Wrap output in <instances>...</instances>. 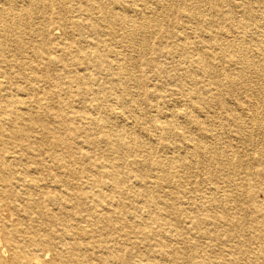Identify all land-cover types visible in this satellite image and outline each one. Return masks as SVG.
<instances>
[{
  "label": "rangeland",
  "instance_id": "obj_1",
  "mask_svg": "<svg viewBox=\"0 0 264 264\" xmlns=\"http://www.w3.org/2000/svg\"><path fill=\"white\" fill-rule=\"evenodd\" d=\"M14 1L16 6L25 2ZM249 1L251 15L241 23V0H127L144 8V16L152 22L146 31H141L143 39L139 35L135 39L137 50L131 54L134 59L130 63L123 60L121 67L114 61H110L111 65L96 61V53H106L90 44L96 35L87 27L79 33L60 25L55 12L42 10L41 0L31 5V17L0 32V122L4 116L14 114L18 121L26 117L30 124L41 118L49 138L61 135L70 142L84 141L81 150L90 156V168L116 169V178L124 187L149 193L146 204L152 219L147 238H142L139 229L138 236L135 228L122 227L111 234L112 238L106 236L105 242L98 236L103 230L81 238V242L96 245L98 256L126 247L133 253L149 252L147 264L161 262L165 250L178 254L173 264H200L201 258H207L210 264H225L227 259L237 264H264V75L254 69L261 66L264 70V37L256 28H264V0ZM231 9L236 20L227 17ZM10 12L19 13L17 9L5 11L1 23H6L4 17ZM204 29L211 30L206 33L212 38L204 40ZM61 38L66 42L61 56L44 61V56L55 51L53 40ZM228 40H233V45L228 43L225 48ZM37 43V54L23 52ZM206 46L209 58L203 56ZM232 55L239 62L242 56L247 58L245 90L236 75L237 63L228 62ZM205 64L215 66L221 81L213 79ZM85 78L97 86L95 94L85 86ZM221 97L228 106L222 107ZM252 101L254 108L249 106ZM226 109H239V119L234 120ZM250 109L256 111L250 113ZM190 113L204 123H193ZM252 114L262 118L261 124L250 119ZM172 123L181 126L182 135L174 134ZM242 132L251 138L243 139ZM117 133L121 134L120 142L114 141ZM131 134L137 135L141 143H133ZM201 135H206L202 138L205 151L186 156L179 153L188 152L192 141ZM70 146L68 142L57 149L63 155L69 183L75 181L80 167L72 158L75 147ZM43 147L49 149L50 145L41 142L37 148ZM212 148L222 152L218 164L210 159ZM53 172L52 168H44L42 175ZM82 185L86 189L109 190L105 182L92 184L87 174L83 175ZM129 206L135 213V202ZM37 208L33 207V218L26 222L34 229L39 223L34 219ZM43 223L47 228L60 222ZM157 229L167 231L163 238L151 231L159 232ZM105 231L111 233L109 224ZM58 242L52 250L57 258L62 247ZM191 242L197 256L194 260L185 254ZM63 249L65 254L72 253L65 245ZM129 262L125 260V264ZM91 264L108 263L95 260Z\"/></svg>",
  "mask_w": 264,
  "mask_h": 264
},
{
  "label": "bare ground",
  "instance_id": "obj_2",
  "mask_svg": "<svg viewBox=\"0 0 264 264\" xmlns=\"http://www.w3.org/2000/svg\"><path fill=\"white\" fill-rule=\"evenodd\" d=\"M23 1H25L24 4L16 6L17 4L14 0H3L4 6L0 7V17L4 15L5 11L9 12L17 9L19 13L10 12L8 17H4L6 23L0 22V32H5L7 28L12 27V25H19L22 18L26 20V17H31L33 12L31 5L34 4V0ZM141 1L146 3L149 0ZM135 5L136 3L134 2L127 3V0H41L40 3V7L43 11L52 10L58 15L59 20L57 22L60 25H66V28L69 26L79 33H83L86 27L90 29V31L96 35L95 39L90 42V44L100 48V52L103 50L106 51L105 54L96 53V61L99 62L102 60L104 62H109L110 65L112 64L110 61H114L119 66L123 60L130 63L134 59L131 54L137 50L135 44V39L138 38L137 35H139V38L142 40L144 35L141 31H146L145 29L151 26L150 22L152 21L143 14L144 8H139ZM239 6L242 7V15L238 18H240L241 23H244L251 15L249 11H252V6L249 0H241ZM42 10H39V12ZM188 13L192 16L196 15L194 11H188ZM233 13L235 14L234 10L231 14L229 12L227 17L236 20L237 18L234 17ZM137 15L140 16L138 19L135 18ZM186 15L188 16V14ZM223 15L224 14H222V16ZM90 18L92 19L91 22L88 21ZM197 28L200 27H196V29ZM256 28H260L259 36L261 38L264 37V28L260 25H257ZM136 29H140V32ZM203 31H205V33L211 32L209 29H204ZM206 36L207 37H203L204 40L212 38L213 35L206 33ZM64 37H66V35H64ZM230 41L233 40H228V42L225 43V48H227L226 46H228V43L229 45H233ZM258 42L262 44V39H259ZM204 43L206 44L205 41ZM37 45L38 43L32 47V49H25L23 52H25L26 55L37 54ZM18 46L22 47L20 43ZM53 46H55L53 55L48 54L44 56V61L49 62L53 60V57H60L66 46V42L62 38L54 39ZM181 46L183 45L181 44ZM205 48V55L203 56L204 58H209L210 53L207 52L208 46ZM121 55H123V58ZM223 55L224 54H222V56ZM246 59L245 56H242L241 64V62L232 55L230 56L231 61H228L237 63L238 70L236 75L243 84L242 87H244L247 77V69L244 64ZM123 65L124 64L121 66ZM205 67L209 70L208 73L213 76L215 81H221L215 66L205 64ZM254 69L264 75V70L261 66L255 67ZM85 86L88 87L92 94L96 93L97 86L94 85L93 81L87 83L85 78ZM250 88L254 87L251 85ZM21 89L18 88L17 90L21 91ZM245 89L244 87V90ZM23 96H25V94ZM195 103L196 102H194L193 105ZM219 103L222 107L228 106L225 104V98L223 97H221ZM22 104L25 105V102H22ZM249 106L254 108V101H252ZM243 108H245V106ZM237 110L239 111V109ZM227 111L234 120L236 119L237 121L239 119L240 113L238 111L226 109V113ZM250 111V113H254L256 109H250ZM189 116L195 124L204 123L202 119H199L191 113ZM18 119L19 117L14 114L10 118L9 116H4L3 120L1 119L2 121L0 122V264H91L95 260L108 264L113 262H122V264H125L126 259H130L128 264H147L146 261L150 256L149 252L145 254L133 253L131 250L124 247V250H119L120 252L115 250L103 256H98L94 251L96 245L94 243H89V241L81 242V238L91 236L92 232L103 230L98 236L101 241L105 242V237L115 233L120 227L124 230L135 228L137 234L139 229L142 238H147L146 235L149 231H147V229L152 219L150 210L146 204V196L149 193L146 194V190L134 192L124 187L121 180L116 178L118 172L116 169L99 170L96 167L90 168V156L87 157L81 150L84 146V141L74 140L70 142L61 135H52V140L50 141L51 138L48 137V132H46L47 129L45 125L41 123V118L37 120L38 123L31 124L26 117H23L24 123L18 121ZM101 119L105 121L104 118ZM250 119L255 121V123L257 122V124H261L263 121L262 118L258 117L256 114H252ZM172 124L175 130L174 134L177 136L182 135V133H179V131L182 132L181 126L176 123L175 125L174 123ZM177 128L180 130H177ZM159 136L162 137L163 134ZM241 136L243 139L251 138L248 133L242 132ZM105 137L109 138L108 133H105ZM116 137L117 139L114 141L120 142L121 134L117 133ZM203 137H206V135L198 136L197 141H192V144L189 145L188 152L181 151L179 153H183L186 156L187 153L205 151L206 144L202 142ZM131 140L133 143H141V139L135 134H131ZM67 141L71 145L70 149L75 147L72 158L80 166L77 176L75 175V181L71 183L67 180L68 172L65 168L64 161L61 159L63 155L57 152L58 147L66 146L68 143ZM41 142L49 143L50 148H37ZM110 142L111 141H109V143ZM117 148L118 147H113V149ZM210 152V159L213 160L212 163L218 164L222 152L218 153L214 148L210 149ZM64 158H66L65 154ZM232 162L233 159L229 163ZM48 167L52 168L54 172L45 177L42 175V170ZM85 174H87L92 184L105 182V184L109 186L108 192L95 189L94 187L88 189L84 188L82 181L83 175ZM148 184H151V182ZM153 184L157 185V183ZM143 185H146V183ZM115 192L120 194L116 195ZM116 196H119L120 199H117ZM132 201L135 202V213L130 211L129 204ZM33 207H38L34 214V219L39 222L36 229L26 224L28 220L33 218V216L30 215ZM190 210H192V208ZM222 217H224V213ZM44 221H55L60 223L53 225V227L46 228V226L42 225ZM108 224L110 225V229H112L111 233L105 231L106 225ZM157 230L159 232H155L154 230L151 231L162 238L164 233L167 232L165 229ZM41 235L47 238H40ZM57 240L59 241L58 243L62 244V247L58 250V255H61L59 258L54 256L55 254L52 252V250L57 247ZM64 245L66 248L70 249L72 252L71 254L64 253ZM194 248L195 245L191 242L189 250L185 252L187 259L194 260L197 257L196 253L193 252ZM74 253H78L80 257ZM161 256V262L152 261L151 264H173L178 254L165 250L162 252ZM198 262L200 264H210L207 258H201ZM226 263L237 264L236 261L228 259L225 261V264Z\"/></svg>",
  "mask_w": 264,
  "mask_h": 264
}]
</instances>
